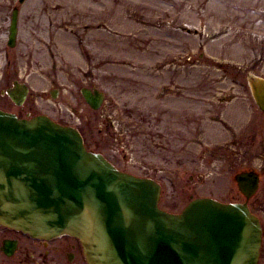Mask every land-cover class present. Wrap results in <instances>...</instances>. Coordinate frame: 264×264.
<instances>
[{"label": "rangeland", "instance_id": "rangeland-1", "mask_svg": "<svg viewBox=\"0 0 264 264\" xmlns=\"http://www.w3.org/2000/svg\"><path fill=\"white\" fill-rule=\"evenodd\" d=\"M0 1L8 8L16 3ZM20 8L17 45L0 43V109L19 114L1 93L24 82L31 117L46 115L79 129L88 149L105 155L108 127L119 134L123 126L136 139L120 134L113 159L119 166L127 160L126 169L137 177L150 176L139 165L157 158L179 168L177 186H164L160 201L170 211L181 210L190 196L243 202L233 177L238 170L258 172L261 183L249 208L261 224L258 264H264V114L247 85L248 74L264 79V0H28ZM169 81L173 112L190 110L193 120L209 112L211 121L219 111L223 121L203 124L204 142L193 139L190 159L175 162L167 151L153 150L148 137V150L141 149L144 142L136 136L138 118L165 108L168 100L155 101L154 95ZM83 88L104 94L97 110L82 98ZM234 135L239 145L231 161L197 154L218 140L231 143Z\"/></svg>", "mask_w": 264, "mask_h": 264}, {"label": "water", "instance_id": "water-1", "mask_svg": "<svg viewBox=\"0 0 264 264\" xmlns=\"http://www.w3.org/2000/svg\"><path fill=\"white\" fill-rule=\"evenodd\" d=\"M15 31L14 13L9 46ZM247 83L264 114V79L250 74ZM27 92L17 83L6 91L16 105ZM81 94L94 110L103 101L97 90ZM233 179L245 202L198 198L167 213L155 182L88 152L76 129L0 111V225L35 238H76L87 264H258L262 228L247 201L259 177L242 171Z\"/></svg>", "mask_w": 264, "mask_h": 264}, {"label": "flooded vegetation", "instance_id": "flooded-vegetation-1", "mask_svg": "<svg viewBox=\"0 0 264 264\" xmlns=\"http://www.w3.org/2000/svg\"><path fill=\"white\" fill-rule=\"evenodd\" d=\"M27 1L28 0H16L15 3V0H13L12 3L14 2L15 4L12 8L6 7L7 5L4 2L0 1V16H2V14H5L6 17V21H5L2 16L0 22V43L3 42L5 46L9 49L15 48L17 42L19 41L20 38L19 24L21 22L20 7L23 4L25 5ZM14 13L16 16V31H15V36L12 39V46H9V43L11 41L9 34L10 21H11V16ZM15 82L24 83V82L14 81L9 87H7L5 90H2L1 94L8 97L6 91L10 89ZM170 87H171V82L169 81L168 83L162 84L160 87L157 88V93L154 95V100L155 101H160L164 99H166L165 101L168 100L165 105V108H158L156 112L153 113L152 117H149L148 115H144L140 121L138 118L136 122V127L138 128L141 134L139 135V133L136 130V136L142 138L143 141L139 139L140 143L141 141L145 143L141 145V149L148 150V147L151 144L150 141L153 140V146H152L153 150L157 149V150L167 151L171 155V160L175 162L176 159H188V158L190 159L191 144L193 139H195L194 142L199 144H202V142H204L203 139L206 136L205 135L206 132H205V126H203V124L206 125L207 122H210L212 124L220 123L222 125L223 121L219 116V111L213 112L214 116L210 118L211 121H209V118L206 116L208 115L209 112H204L200 115L197 114V116L195 117L196 120H193L194 117L190 116L191 113L190 110H183V111L181 110L178 112L175 111L173 112L175 108H173L170 98H173L174 96H173L172 88ZM55 95H56V91L53 90L52 96L55 97ZM26 99L23 101L21 105H16L9 99L14 105V107L18 108L19 114H24V115H19L18 113H14V112H9V113L14 114L19 119L31 117L30 112L25 109L24 103ZM212 119H215L217 121L214 122L212 121ZM127 124L129 125V123ZM120 129L121 130L123 129L122 132L117 134L115 133V130H113L112 126L108 127V132L106 133L107 136L106 143H104L103 145L108 155L103 154L102 151L101 152L94 151V153H99L103 155L118 170L129 173V171L126 168H128L129 165L131 164L128 163L127 160L121 159L122 161V167H121L116 163V160L114 161L113 159H115V154L117 153L115 150H118L117 148L121 144L120 134L122 136V140L124 136L131 139L133 138L136 139V138L134 137V135L131 136L130 132L124 133L123 126H121ZM77 130L83 139V143L86 149L88 151L93 152V150L88 149L87 137L84 136L79 129ZM117 136H119L120 138H117ZM236 136L235 135L233 136L231 143L229 142L225 143L221 140H218V142H213L208 146H204L202 152L200 154L199 153L197 154L201 158L203 155H205L206 160L219 161L225 159V161L228 160L231 161V159L237 157L236 152L239 143H238V138ZM147 137L150 139V141L146 139ZM208 139L211 138L208 137ZM90 142L93 144L94 147L96 146V148H99V146H101L98 144L95 145V140L93 139L90 140ZM127 143L128 142L125 141L126 146ZM159 146H164V147L160 148ZM160 158L163 157L160 156ZM236 160L237 159H235V161ZM167 164L169 165V162H167V160L157 158L156 160H154L153 165L152 164L149 165L144 162H141L139 165L140 169H142L143 171H148L151 174L150 176H142V178H148L153 180L161 188V195L158 203L159 207H160V201H162V192L164 190L163 187L164 186L176 187L177 186L176 180H179V176H176V171H178L179 168H176L175 165H170L168 168ZM256 173L259 177V185H258V189H259L262 176L258 172ZM202 197L213 198L211 196H202ZM192 199L194 198L190 196L189 200L184 204V206ZM250 202L251 201L247 202L248 205ZM160 208L163 209L162 207ZM163 210L168 212L180 211V210L170 211L169 209H163ZM0 264H87V262L85 260L79 241L73 237L63 235L51 239L34 238L20 231H16L14 229L0 225Z\"/></svg>", "mask_w": 264, "mask_h": 264}]
</instances>
